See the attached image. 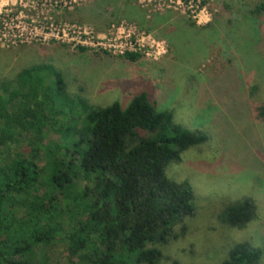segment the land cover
<instances>
[{"label": "rangeland", "instance_id": "1", "mask_svg": "<svg viewBox=\"0 0 264 264\" xmlns=\"http://www.w3.org/2000/svg\"><path fill=\"white\" fill-rule=\"evenodd\" d=\"M264 0H0V80L30 65L54 67L66 92L96 108H125L142 92L174 123L207 140L167 166L169 180L187 181L195 212L161 246V264H220L235 243L264 255V18L250 11ZM122 32L149 36L159 47L113 54ZM105 47L106 49H103ZM137 55L130 60L127 55ZM150 54L151 56H146ZM52 80V79H51ZM59 140L45 130V142ZM242 198L257 205L244 229H229L221 211ZM64 261L62 245L46 249ZM159 264V263H158Z\"/></svg>", "mask_w": 264, "mask_h": 264}, {"label": "trees", "instance_id": "2", "mask_svg": "<svg viewBox=\"0 0 264 264\" xmlns=\"http://www.w3.org/2000/svg\"><path fill=\"white\" fill-rule=\"evenodd\" d=\"M250 14L264 18V2ZM254 114L264 125V102ZM46 129L59 140L45 142ZM206 140L145 92L96 108L70 96L51 65L0 80V264H161L160 247L196 210L189 183L165 170ZM256 212L242 198L219 219L242 230ZM57 244L64 261L46 250ZM220 264H264L263 250L235 243Z\"/></svg>", "mask_w": 264, "mask_h": 264}, {"label": "built area", "instance_id": "3", "mask_svg": "<svg viewBox=\"0 0 264 264\" xmlns=\"http://www.w3.org/2000/svg\"><path fill=\"white\" fill-rule=\"evenodd\" d=\"M105 41V37L99 38L97 37L96 45L98 47L102 46L103 43H108L107 49L109 52L113 54H124V53H131L136 52L138 48L145 47L149 50L155 49V55H158L159 52L156 50L158 49L159 45L155 44L153 39L149 36H138L133 34L125 35L124 32L121 34H117L115 37H112L110 40ZM103 49H106L103 47ZM146 56H151L150 54H146ZM152 57V56H151Z\"/></svg>", "mask_w": 264, "mask_h": 264}]
</instances>
